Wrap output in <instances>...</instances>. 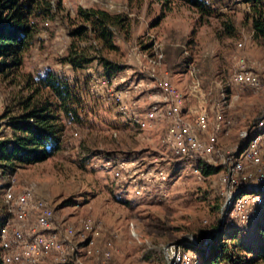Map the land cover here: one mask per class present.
I'll return each instance as SVG.
<instances>
[{
  "label": "rangeland",
  "instance_id": "1",
  "mask_svg": "<svg viewBox=\"0 0 264 264\" xmlns=\"http://www.w3.org/2000/svg\"><path fill=\"white\" fill-rule=\"evenodd\" d=\"M51 3L55 5L56 0ZM61 6L60 18H38L21 73L34 77L51 70L77 82L85 100L80 122L67 124L59 153L20 167L7 178L0 177V219L6 213L2 188L11 183L17 189L33 185L59 222L76 226L80 219L92 216L102 229L95 246L108 248L110 256L105 263L85 257L83 264H167L162 252L165 244L187 248L183 243H197L200 230L207 232L208 242L216 237V232L209 231L216 224L228 233L231 228L219 223L224 202L220 170L204 176L197 160L174 156L160 141L162 125L145 131L131 126L106 92L108 86L98 81L114 79L113 91L129 89V99L144 103L142 99L149 102L152 97L150 91H135L134 86L150 84L154 76L167 78L183 92L188 109L205 106L211 121L221 114L217 144L228 148L254 122L264 98V38H253L248 7L241 0H231L216 7L211 16L200 17L178 0H61ZM79 6L127 17L126 27L116 30L113 39L117 49L101 53L107 62L121 65L120 72L108 76L96 61L76 71L59 63L70 42V20ZM157 55L158 63L154 62ZM239 57L260 76V88L233 83ZM19 92L18 85L0 79V114L15 104ZM0 132V138L7 137L9 129L3 125ZM211 132L209 124L201 138L207 139ZM106 161L113 168H105ZM121 161L131 167L161 168L167 180L161 187L136 193L113 175ZM206 164L220 166L215 158ZM253 222L239 227V241L253 242ZM198 262L197 256L195 264ZM253 264H264V260Z\"/></svg>",
  "mask_w": 264,
  "mask_h": 264
},
{
  "label": "built area",
  "instance_id": "2",
  "mask_svg": "<svg viewBox=\"0 0 264 264\" xmlns=\"http://www.w3.org/2000/svg\"><path fill=\"white\" fill-rule=\"evenodd\" d=\"M159 60L160 55H157L154 62L158 63ZM232 81L257 88L262 85L260 76L243 57L236 60ZM98 82L108 86L106 92H110V98L117 104L120 115L131 126L145 131L162 125L160 141L174 156L183 158L197 155L205 163L214 158L219 161V181L224 195L219 223L230 228L240 227L262 214L264 98L254 122L240 131L238 142L223 148L218 146L216 135L222 127L221 114L217 113L211 121L209 111L203 105L185 112L183 92L167 78L154 76L150 84L140 82L134 86L135 91L141 88L150 91L152 99L149 102L142 99L144 103L129 99V89L113 91V87H116L114 79ZM209 124L212 132L207 139H202L201 135ZM110 163L106 161L104 167L113 168ZM130 165L127 161H121L117 169H113V175L124 188L136 193L161 187L167 179L166 172L161 168ZM195 172L200 174L198 168ZM2 191L6 219L0 231V264H83L85 257L105 263L110 256L108 248L98 249L95 246L102 229L92 216L80 219L76 226L59 222L47 201L36 194L33 185L27 184L17 189L11 183L4 186ZM162 252L167 264H195L198 256L193 248L173 242L162 246Z\"/></svg>",
  "mask_w": 264,
  "mask_h": 264
},
{
  "label": "trees",
  "instance_id": "3",
  "mask_svg": "<svg viewBox=\"0 0 264 264\" xmlns=\"http://www.w3.org/2000/svg\"><path fill=\"white\" fill-rule=\"evenodd\" d=\"M178 1L203 17L211 16L216 7L226 6L231 0ZM241 2L249 9L253 38H264V0ZM61 10V0H56L55 5L51 0H0V79L18 85L20 90L15 104L0 114V131L3 125L9 129L7 137L0 138L1 178H7L20 167L41 163L59 153L67 124L80 122L85 100L83 89L77 82L51 70L34 77L21 73L24 54L37 32L38 18H60ZM63 16L70 20L68 14ZM70 23V42L59 63L76 71L96 61L108 76L122 70L121 65H112L101 53L117 49L113 39L116 30L126 27L127 17L100 8L79 6ZM224 25L230 28L229 23ZM183 158L197 160L204 176L220 170V166L208 165L197 155ZM261 215L264 217V209ZM5 219L4 214L0 219V231ZM253 228L252 243L238 240L239 227L231 228L225 234L216 224L209 230L212 234L216 232L215 238L206 242L207 232L200 230L198 236L196 234V244L188 241L183 244L197 252L198 264H253L264 260V218L254 220Z\"/></svg>",
  "mask_w": 264,
  "mask_h": 264
},
{
  "label": "crops",
  "instance_id": "4",
  "mask_svg": "<svg viewBox=\"0 0 264 264\" xmlns=\"http://www.w3.org/2000/svg\"><path fill=\"white\" fill-rule=\"evenodd\" d=\"M188 108H187V104L184 105V111L187 112Z\"/></svg>",
  "mask_w": 264,
  "mask_h": 264
}]
</instances>
